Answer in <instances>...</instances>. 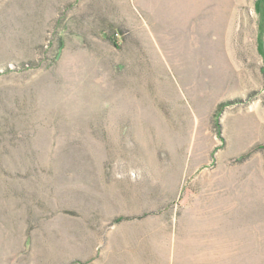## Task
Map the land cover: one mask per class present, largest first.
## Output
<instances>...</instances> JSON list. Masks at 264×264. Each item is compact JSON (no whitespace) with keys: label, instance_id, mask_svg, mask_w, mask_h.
<instances>
[{"label":"rangeland","instance_id":"1","mask_svg":"<svg viewBox=\"0 0 264 264\" xmlns=\"http://www.w3.org/2000/svg\"><path fill=\"white\" fill-rule=\"evenodd\" d=\"M0 264H264V0H0Z\"/></svg>","mask_w":264,"mask_h":264},{"label":"trees","instance_id":"2","mask_svg":"<svg viewBox=\"0 0 264 264\" xmlns=\"http://www.w3.org/2000/svg\"><path fill=\"white\" fill-rule=\"evenodd\" d=\"M118 219V218H117Z\"/></svg>","mask_w":264,"mask_h":264}]
</instances>
